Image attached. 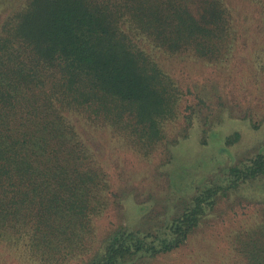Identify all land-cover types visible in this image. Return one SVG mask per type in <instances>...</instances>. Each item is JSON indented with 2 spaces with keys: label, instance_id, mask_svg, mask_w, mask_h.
I'll use <instances>...</instances> for the list:
<instances>
[{
  "label": "trees",
  "instance_id": "1",
  "mask_svg": "<svg viewBox=\"0 0 264 264\" xmlns=\"http://www.w3.org/2000/svg\"><path fill=\"white\" fill-rule=\"evenodd\" d=\"M254 1L264 29V0ZM234 33L224 0H22L0 23V238L53 262L90 250L92 217L107 205L109 183L73 117L110 128L146 157L175 145L196 122L186 114L178 139L166 125L183 115L184 101L193 107V90L142 39L168 55L214 63L228 56ZM230 176L228 188L264 181V150ZM223 189L195 197L169 226L173 239L157 235L155 245L148 235L119 232L95 264L171 251ZM261 216L233 237L235 264H264V209Z\"/></svg>",
  "mask_w": 264,
  "mask_h": 264
},
{
  "label": "rangeland",
  "instance_id": "2",
  "mask_svg": "<svg viewBox=\"0 0 264 264\" xmlns=\"http://www.w3.org/2000/svg\"><path fill=\"white\" fill-rule=\"evenodd\" d=\"M224 2L232 14L236 40L220 62L168 55L146 39L141 41L180 86L193 90V107L185 109L184 101L183 115L166 125L173 138L184 130V116H192L196 123L187 128V137L173 146L163 143L146 157L110 128L74 116L92 162L105 171L109 183L107 205L92 217V247L53 262L1 237L0 264H95L119 232L148 235L147 243L158 245L157 235L173 239L169 226L194 204L195 197L215 186L224 188L216 193V205H205L198 225L179 246L154 258L140 255L130 264L236 263L233 237L258 224L264 209L263 180L228 188L231 168L248 164L264 150V29L257 2ZM21 3L0 0V23ZM229 139L233 141L227 143Z\"/></svg>",
  "mask_w": 264,
  "mask_h": 264
}]
</instances>
